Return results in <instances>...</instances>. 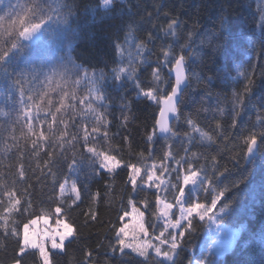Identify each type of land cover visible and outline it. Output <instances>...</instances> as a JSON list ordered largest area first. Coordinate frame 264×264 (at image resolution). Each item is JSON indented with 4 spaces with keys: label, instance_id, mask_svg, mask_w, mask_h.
Listing matches in <instances>:
<instances>
[{
    "label": "trees",
    "instance_id": "1",
    "mask_svg": "<svg viewBox=\"0 0 264 264\" xmlns=\"http://www.w3.org/2000/svg\"><path fill=\"white\" fill-rule=\"evenodd\" d=\"M63 2L65 0H55L56 4ZM66 2L78 6L74 10L75 19L68 18L71 27L66 28L63 20L59 26H49L43 39L32 43L28 59L35 63L43 61L51 64L70 52L73 61L83 64L90 73L103 71L105 77L100 81V95L110 99L105 101L104 108H100L95 92L91 98L96 101L92 107L105 114L101 133L107 131L109 139H98L97 145L102 150L109 147L119 150L118 159L130 161L141 170L153 164H162L169 169L180 167L183 173L187 167L183 160H189L204 169L209 179L228 186L229 207L220 215L219 220L227 226L238 228L239 234L234 245L222 255L206 250L200 253L209 258V264H264V157H257L251 164L246 162L242 145L235 139L236 130H229L231 121L228 117L234 94L244 91L248 79L253 84L249 97H245V128L251 127L257 120V114L264 111L261 107L264 105V38L261 37L259 20L256 18L259 0H116L112 10L107 12L96 11L102 0ZM18 3L29 4L30 0H0V15H4L9 6ZM173 18L179 26L174 34H167L168 24ZM223 20H227L226 31L221 35L220 24ZM19 27L5 20L0 23V38H8L6 29L15 33ZM129 35L133 39L125 43V37ZM249 40L255 43L254 50ZM113 41L123 46L122 57L111 47ZM140 44L144 45V50L137 55ZM185 45H190V48ZM167 46H172L176 52L184 50L192 69L189 71L190 87L179 105L183 115L178 121H173V134H161L157 130L155 135L158 142L151 144L147 142V137L153 125L152 114L157 113L158 116L157 103L142 98V92L148 90L150 85L152 88L165 87L168 81L167 68H161V78L165 83H153V72L163 62L161 53L167 50ZM26 55V52H21L19 57L14 56L10 71L14 72L18 64L22 68L25 63L23 57ZM141 60L147 63H139ZM120 63L124 67L136 69L134 77L122 81V88L112 82L109 71ZM136 77L139 79L134 84ZM137 85L141 88L139 96ZM5 88V83L0 81V111L12 109L14 116L19 115L20 120L13 125L16 137L13 141L8 138L10 133L7 131L5 117L0 115V191L3 187L14 185L22 202L26 198V191L33 210L43 208L49 212L54 211L56 204L52 202L53 197L64 206L70 222H74L76 239L71 245L66 243V255L54 257L57 264H82L88 250L94 251L97 264H121L111 254L110 245L115 240V228L120 226L118 217L121 211H130L128 200L133 196L131 186L127 183L130 173L118 170L119 174L113 177L93 176L85 165L72 174V179L80 189L81 201L74 204V195L63 194L61 197L58 189L53 193L52 173L62 182L63 176L68 175L66 167L61 161L52 168V172L48 171L44 154L48 150L47 145L38 155L34 153L31 143L34 137L27 134L23 114L15 110L18 106L6 103ZM45 88L49 90L45 99H51L53 107L59 106L58 93L61 88L80 98L87 95L83 82L78 88L71 86V77L64 81L57 76L45 84ZM33 96V103L39 105V112L36 108L30 111L34 117L38 115L39 119H33L32 123L38 131L43 122L49 142H52L55 137L46 130L47 123H51L48 106L40 103L35 93ZM87 108V104H77L75 99L65 100L64 108L56 113L54 130L61 131L63 121L69 125L70 132L76 130L71 127L73 122L84 124L90 132L95 114L87 112ZM218 109H223V114L218 115ZM185 117H191L202 133L211 136V143L186 124ZM217 124L221 125L222 131L216 130ZM77 150H80L79 145ZM213 158L217 162L215 166ZM177 161L181 163L177 164ZM20 164L24 167L23 178L17 174ZM215 167L220 171L227 168L228 171L224 176H219L214 172ZM166 176L167 181L171 179L168 173ZM172 183L175 181L172 180ZM165 196L171 202V195L165 192ZM194 196L201 202H207L206 197L200 193ZM140 197L148 201L145 226L152 225L159 229V215L152 207L155 200L152 190L141 192ZM137 206L144 210L139 202ZM92 215L96 216L95 221L91 219ZM18 219L16 215H10L8 228ZM85 221H88L87 225ZM193 224L195 230L190 236L186 235V240H200L204 233L205 221L194 220ZM3 231L0 225V232ZM149 232H152L151 228ZM16 247L14 237L0 239V264H12ZM186 256L191 258L183 253L181 264H187ZM25 264L37 262L29 256ZM126 264H136V260L128 259Z\"/></svg>",
    "mask_w": 264,
    "mask_h": 264
},
{
    "label": "snow or ice",
    "instance_id": "2",
    "mask_svg": "<svg viewBox=\"0 0 264 264\" xmlns=\"http://www.w3.org/2000/svg\"><path fill=\"white\" fill-rule=\"evenodd\" d=\"M115 3L116 0H102V3L97 5L96 11H111ZM77 7L75 3H68L66 0L61 4H56L55 0L52 3L49 0H30L29 4L21 5L18 3L15 6H9L6 13L0 15V23L7 20L12 25L18 24L20 26L15 33L6 29L8 38H0V81L6 85L4 90L5 101L17 105L15 110L23 114L26 132L30 137H34L31 141L34 153L38 155L39 151L45 148V145L48 146V150L44 153L47 157L45 167L48 168V171L52 172V168L61 161L65 165L68 175L63 176L62 182L61 179L56 178L55 173H52L53 193L58 189L60 196L63 197L66 186L71 180L70 187L75 193L73 203L81 201L80 189L76 186V181L72 179V174L78 172L85 165L93 176L113 177L118 175L119 171L130 173L127 179L133 193V196L128 200L130 211H121L118 217L120 226L115 228V240L110 245L111 254L116 256L121 264H126L128 259L136 260V264H178L181 253L187 251L183 241L186 235L190 236L195 230L193 221L203 222L206 218L209 220L217 219L215 213L218 210V205L219 211L225 212L229 207L230 198L227 197L229 188L214 179H209L204 169L193 165L189 160H183V163L187 165L183 173L180 167L161 169L171 176L167 182H162L159 177H156L155 165L152 166L151 171L146 172L145 176L141 177V168L137 167L136 164L117 158L119 150H113L111 147L102 150L97 145L98 139L105 141L109 139L107 131L101 133V126L105 123V114L92 107L96 101L91 98L95 92L100 108H104L105 101L110 99L108 96L100 95V81L105 77V73L100 70L90 73L85 70L83 64L73 61L70 52L51 64L43 61L35 63L28 59L31 55L32 43L43 39L49 26H59L63 20L66 28L71 27L68 18L75 19L74 10ZM256 18L259 20L261 37L264 38V0H259L257 4ZM226 23L227 20L221 21V35L226 31ZM178 26V21L174 18L171 19L167 34H174ZM129 32L131 34V28H129ZM131 39H133L131 35L125 37V43H130ZM151 39L150 34V42ZM189 39L191 38L189 37ZM25 41L29 43H25ZM249 44L254 50L255 43L249 40ZM111 47L116 50L118 56L122 57L124 51L122 45L113 41ZM185 47L190 48V45H185ZM143 50L144 45L140 44L137 55ZM21 52L27 53L23 57L24 66L21 68L18 64L14 72L10 71L11 59L14 56L19 57ZM161 55L163 62L158 64L153 72V83H165L161 78V68L166 67L168 81L165 87L152 88L150 85L148 90L142 92V98L149 100L150 103L151 101L157 103L158 116L157 113L152 114L153 125L151 133L147 137V142L151 144L158 142V137L155 135L157 129L161 134H173L172 128L169 126V114H176L175 119L177 121L183 115L178 105L182 103L183 95L190 87L186 73L192 71L183 49L176 52L172 46H167V50L162 51ZM139 63H147V61L141 60ZM105 67L107 68V61H105ZM109 71L112 82L118 88H122L124 86L122 81L134 77L136 69L124 67L120 63L118 67L109 69ZM57 76L64 81L71 77L72 87L78 88L83 82L87 95L80 98L75 93L70 95L61 88L58 93L60 96L59 106L53 107V101L45 99L49 95V90L45 88V84H49ZM138 79L139 77H136L133 83L136 84ZM252 84L253 81L248 79L244 91L240 94H234L235 99L228 113L231 121L229 130H236L235 139L242 145L246 162L249 164L254 163L257 157H264V111L257 114V120L251 127L245 128L243 122V115L246 111L245 97H249ZM25 85L28 87L26 88ZM89 85H93V87H89ZM33 93L40 103L48 106L51 123H47L46 130L55 137L52 142H49V135L45 133L43 122L39 125L38 131L32 123L33 119H39L38 115L34 117L30 111L31 108H36L37 113L39 112V105L33 103ZM137 93L138 96L141 93L139 85H137ZM161 98L163 100L162 107L159 106ZM68 99H75L77 104H87V112L95 114L93 116L94 126L90 132L87 126L75 122L72 123L71 127L76 130L70 132L69 125L64 124L63 121H61V131L54 130L53 125L57 122L56 113L61 112L65 106V100ZM261 107L264 108V105ZM81 111L83 112L84 109L82 108ZM219 114H223V109H218ZM0 115L5 117V123L8 124L7 131L10 133L8 138L15 141L13 125L19 122L20 116H14L12 109L0 111ZM185 123L200 133L203 139L211 143L212 137L202 133L191 117H185ZM216 130L222 131L221 125L217 124ZM77 145L80 146V150H77ZM114 151L116 154H113ZM180 163L177 161V164ZM216 163L213 158V165L215 166ZM227 171V168H224L223 171H220L218 167L214 168V172L219 176H224ZM17 174L23 178V164L19 165ZM138 178H140L139 185L137 183ZM172 180L175 183H172ZM189 185L195 187H189ZM14 188V185L3 187V190L0 191V225L4 228V231L0 232V239L14 237L17 245L12 264H25L29 256H32L37 264H57L54 257L66 255L64 252L66 243L71 245L76 239L74 222H70L64 206L54 197L52 199V202L56 204L54 211L49 212L43 208L33 210L32 201L27 198V192H24L26 198L22 202ZM147 189L152 190L155 196L152 207L159 214V219L163 221L159 229L152 225L145 227L144 222H142L149 208L148 201L142 199L140 193ZM162 191L171 195V202L161 200ZM194 193L204 195L207 202H201L194 196ZM96 195L98 196L99 193ZM166 199L167 196H165ZM138 202L143 207V211L137 206ZM173 209H178L179 219L176 218L177 213L172 211ZM13 214L19 219L13 221V226L8 228V217ZM91 219L95 221L96 216L92 215ZM87 223L88 221H85V225ZM149 228L152 229L151 233ZM84 256L82 264H97L93 250L86 251ZM189 256L191 258L185 257L187 264H209V258L203 253L198 255L189 253Z\"/></svg>",
    "mask_w": 264,
    "mask_h": 264
},
{
    "label": "rangeland",
    "instance_id": "3",
    "mask_svg": "<svg viewBox=\"0 0 264 264\" xmlns=\"http://www.w3.org/2000/svg\"><path fill=\"white\" fill-rule=\"evenodd\" d=\"M153 165H155L156 177H159L160 181L162 182H167V176H166L167 172L161 171V169H163L165 166L163 167L162 164H153ZM153 165H151L149 168L145 170H141L140 176L144 177L146 172L152 170ZM71 182L72 181H69V185L66 186V190L64 194H72L75 196V193L71 190V187H70ZM137 183L140 184V178L137 179ZM189 187H195V186L189 185ZM162 188H163V184H162ZM164 196H165V192L162 191L161 200L163 202H168L167 199L165 200ZM172 211L177 213L176 218L179 219L180 216H179L178 209H173ZM221 214H222L221 212L217 211L215 213V215L218 217L217 219L209 220L206 218L204 220L206 223V226L204 228V233L200 240L196 241V240H190V239L186 240L185 239L183 241L184 246L187 248V251L183 253H186L187 255H189V253L197 254V253H200L201 250L202 251L206 250L209 253L217 252L219 255H222L226 250H228L234 245L235 240L239 234V229L227 226L224 223H222L219 220ZM142 222H144V217H143ZM159 222L161 224L163 221L159 219ZM183 253H181L180 255L178 264H181L182 262Z\"/></svg>",
    "mask_w": 264,
    "mask_h": 264
},
{
    "label": "water",
    "instance_id": "4",
    "mask_svg": "<svg viewBox=\"0 0 264 264\" xmlns=\"http://www.w3.org/2000/svg\"><path fill=\"white\" fill-rule=\"evenodd\" d=\"M186 77H187V79H188V81H190V77H189V72H187L186 73ZM163 106V100L161 101V103H160V107H162ZM178 107H179V105H178ZM175 115L176 114H169V116H170V119H169V126L170 127H172V124H173V121H174V119H175ZM158 130V129H157ZM159 132V131H158Z\"/></svg>",
    "mask_w": 264,
    "mask_h": 264
},
{
    "label": "bare ground",
    "instance_id": "5",
    "mask_svg": "<svg viewBox=\"0 0 264 264\" xmlns=\"http://www.w3.org/2000/svg\"><path fill=\"white\" fill-rule=\"evenodd\" d=\"M162 101V100H161ZM161 103V102H160Z\"/></svg>",
    "mask_w": 264,
    "mask_h": 264
}]
</instances>
